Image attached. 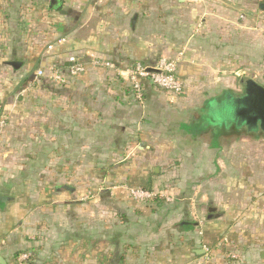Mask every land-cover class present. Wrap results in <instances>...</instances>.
<instances>
[{"label":"crops","instance_id":"obj_1","mask_svg":"<svg viewBox=\"0 0 264 264\" xmlns=\"http://www.w3.org/2000/svg\"><path fill=\"white\" fill-rule=\"evenodd\" d=\"M71 57L120 69L175 60L182 99L164 105L145 85L137 101L89 66L52 83L48 67L66 75ZM255 86L264 0H0V261L264 264ZM226 97L245 125L205 119ZM125 188L158 196L138 202Z\"/></svg>","mask_w":264,"mask_h":264},{"label":"built area","instance_id":"obj_2","mask_svg":"<svg viewBox=\"0 0 264 264\" xmlns=\"http://www.w3.org/2000/svg\"><path fill=\"white\" fill-rule=\"evenodd\" d=\"M60 42H63V40ZM48 49L50 50V48ZM68 64L66 75H63L55 65L48 67L47 72L52 83L65 85L70 77L83 74L89 66L95 69L113 71L117 77L129 84L134 99L137 101L142 100L145 85L173 96H179L183 93V83L177 76V62L175 60L159 58L153 65L134 63L124 69L116 67L110 61H103L95 57H92L88 64L81 61V59L71 57L68 59ZM43 75L44 72L41 69L37 70L36 77H42ZM7 123V113L0 110V135ZM125 190L133 200L138 202L153 200L158 196L144 189L125 188ZM204 252L207 258L208 250L204 248ZM33 259L34 254L31 251L24 252L17 255L14 264H29Z\"/></svg>","mask_w":264,"mask_h":264},{"label":"rangeland","instance_id":"obj_3","mask_svg":"<svg viewBox=\"0 0 264 264\" xmlns=\"http://www.w3.org/2000/svg\"><path fill=\"white\" fill-rule=\"evenodd\" d=\"M254 77H255L254 74L253 75L249 74L247 76V78H250L252 80H254ZM234 85H235V88H237V89L239 87V91L240 92H232V93H233L234 96L235 95L238 96V95H240L242 93L243 88H242V86L241 87L238 86L237 81L234 82ZM158 92H160V93L158 95H156V97H157V99H159V101H160L159 103H163L164 105H167V106H170V107H171L173 102H176V101L180 100V98L182 99L181 96L174 97L173 95L167 94V93L162 92V91H158ZM237 104H238L237 103V99H234L233 97L232 98L231 97H226L225 100L220 105L212 103V107L209 110L213 111L214 113L210 114V112H209L208 115L206 114L204 117H205V119L206 118L207 119H212L214 121V123L216 125H218V126H221L220 125L221 121H225L226 123L229 122V121H233V123H235L236 125H242V124L245 125V123L248 120L245 121V118L240 116L241 110H239L237 112V110L233 109V107L236 106ZM234 111H236V112H234ZM206 116H208V117H206ZM176 126H177V123H175V120H174L173 125H169V127H172L171 130L173 128H175ZM175 133H176V129L173 131V134H175ZM105 141L107 142L108 138H105ZM163 142H165V141H163V140L154 141L155 146H156V144L158 145V144H161ZM118 161H119V159L115 158L113 163L118 162ZM170 164L174 165L175 162L171 161Z\"/></svg>","mask_w":264,"mask_h":264},{"label":"water","instance_id":"obj_4","mask_svg":"<svg viewBox=\"0 0 264 264\" xmlns=\"http://www.w3.org/2000/svg\"><path fill=\"white\" fill-rule=\"evenodd\" d=\"M251 84L253 85V83H247V88L249 89L251 87ZM252 88V87H251ZM255 91L252 92L251 89V93H253V95L256 97L259 95H261L260 99H259V106L257 107V112H255L256 115L260 116L261 118H263L262 122L263 124L261 125V127H264V90L261 87H256L255 86ZM254 90V89H253ZM257 91V92H256ZM257 98V97H256ZM4 200H6L5 198H0V202H4ZM0 264H4L3 261H0Z\"/></svg>","mask_w":264,"mask_h":264},{"label":"trees","instance_id":"obj_5","mask_svg":"<svg viewBox=\"0 0 264 264\" xmlns=\"http://www.w3.org/2000/svg\"><path fill=\"white\" fill-rule=\"evenodd\" d=\"M30 263H31V262H30ZM30 263H29V264H30Z\"/></svg>","mask_w":264,"mask_h":264}]
</instances>
